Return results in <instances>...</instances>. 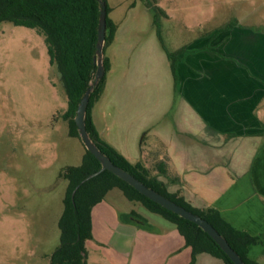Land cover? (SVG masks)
Segmentation results:
<instances>
[{"label":"crops","instance_id":"obj_1","mask_svg":"<svg viewBox=\"0 0 264 264\" xmlns=\"http://www.w3.org/2000/svg\"><path fill=\"white\" fill-rule=\"evenodd\" d=\"M133 2L119 18L110 6L117 29L91 110L97 131L130 162L166 161L178 179H159L193 206L214 207L233 227L264 233V29L234 20L169 48L148 5L145 24L132 16ZM179 49L174 81L167 52ZM107 193L92 208L86 250L100 248L115 264H189L191 249L173 223L148 221L144 229L122 222L120 213L131 210ZM249 256L261 264L264 243L251 245ZM194 264L224 262L200 253Z\"/></svg>","mask_w":264,"mask_h":264},{"label":"rangeland","instance_id":"obj_2","mask_svg":"<svg viewBox=\"0 0 264 264\" xmlns=\"http://www.w3.org/2000/svg\"><path fill=\"white\" fill-rule=\"evenodd\" d=\"M133 1L138 11L132 16L139 15L145 24V3L164 11L158 24L169 48L234 20L264 29V0H107L116 7L114 18L122 17ZM66 106L43 35L0 22V264H49L60 243L58 219L67 187L60 172L79 165L84 153L81 140L68 134L62 117ZM145 164L156 175L152 160ZM107 194L118 208L135 210L149 222L168 223L118 188ZM87 250L88 264H115L100 248L89 245Z\"/></svg>","mask_w":264,"mask_h":264},{"label":"trees","instance_id":"obj_3","mask_svg":"<svg viewBox=\"0 0 264 264\" xmlns=\"http://www.w3.org/2000/svg\"><path fill=\"white\" fill-rule=\"evenodd\" d=\"M101 1L105 4L106 11L104 74L90 93L86 108L85 126L90 138L112 163L128 171L146 186L207 220L227 240L245 264H259L249 256V247L264 243V233L251 235L245 230L235 228L216 208L195 207L184 198L180 190L169 191L167 183L159 179V176L174 181L178 178L169 176L166 161L159 160L155 163L156 175H151L142 161L130 162L101 138L94 125L91 110L104 90L106 74L110 67L105 50L113 41L117 29V24L109 16L112 8L107 0ZM133 4L134 2L131 3ZM147 5L152 11L153 23L159 34L158 16L164 11L149 1ZM99 14V0H0V22L32 28L43 35L49 63L56 66L67 97V106L62 117L68 123V134L79 139L74 117L81 97L94 81ZM231 25L233 22L228 24V27ZM181 51L182 49L167 52L174 81L177 80L176 66ZM100 167V162L84 147L81 163L61 170L60 176L67 180V187L63 197V210L58 219L60 243L49 256V264H88L86 241L92 238L91 211L113 188H118L129 201L138 202L148 211L173 223L186 246L191 249L189 264H194L196 256L200 253L219 258L224 264H234L211 236L196 223L152 201L112 172L103 170L85 180ZM119 218L122 222L140 228H151L148 221L135 210L120 213Z\"/></svg>","mask_w":264,"mask_h":264},{"label":"water","instance_id":"obj_4","mask_svg":"<svg viewBox=\"0 0 264 264\" xmlns=\"http://www.w3.org/2000/svg\"><path fill=\"white\" fill-rule=\"evenodd\" d=\"M100 2V14H99V24H98V36L96 42V50L94 56V62L96 63V70L94 74V81L91 86L86 89L83 96L80 99L79 104L77 105L76 115L74 117V122L77 127L79 137L83 142L84 147L88 150L101 164V167L98 171L90 174L85 178V180L90 177L97 175L99 172L103 170H108L112 172L114 175L127 182L129 185L134 187L137 191H139L144 196L148 197L152 201L160 204L166 209L178 214L179 216L188 219L194 223H196L200 228H202L211 238L220 246V248L227 254V256L231 259L234 264H245L244 261L240 258L237 252L230 246L227 240L205 219L200 217L197 214L190 212L184 207L178 205L174 201L169 198L163 196L158 193L154 189L146 186L140 180L135 178L128 171L122 169L121 167L112 163L110 158L102 153L97 145L90 138L86 126H85V113L89 100L90 93L92 92L94 86L99 82L101 77L104 74V66H103V48H104V39H105V4L99 0ZM84 181V180H83ZM82 181V182H83Z\"/></svg>","mask_w":264,"mask_h":264}]
</instances>
